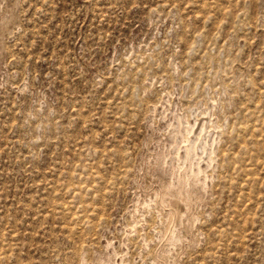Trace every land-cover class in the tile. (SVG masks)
Returning a JSON list of instances; mask_svg holds the SVG:
<instances>
[{
    "label": "rangeland",
    "instance_id": "obj_1",
    "mask_svg": "<svg viewBox=\"0 0 264 264\" xmlns=\"http://www.w3.org/2000/svg\"><path fill=\"white\" fill-rule=\"evenodd\" d=\"M107 263L264 264V0H0V264Z\"/></svg>",
    "mask_w": 264,
    "mask_h": 264
},
{
    "label": "bare ground",
    "instance_id": "obj_2",
    "mask_svg": "<svg viewBox=\"0 0 264 264\" xmlns=\"http://www.w3.org/2000/svg\"><path fill=\"white\" fill-rule=\"evenodd\" d=\"M178 121V120H177ZM182 124V123H181ZM188 124V123H187ZM186 126V125H185ZM175 127V126H174ZM183 127V126H182ZM200 128V127H199ZM179 129V128H178ZM184 129H185V133L182 131V129H180L181 130V134H183V136H184V141L186 142V144H185V154H184V159H187L188 160V158H190V157H192L195 153H196V149H197V143H196V141H192V140H190V138H189V134L190 133H192L193 131H194V127L193 126H191L190 124H188V126H186V127H184ZM196 130V129H195ZM202 130H204V124H202V127H201V131ZM178 132V131H177ZM200 133V132H199ZM200 135V134H199ZM196 140V139H195ZM199 141V140H198ZM180 142H181V140H180ZM204 142V141H203ZM177 143V142H176ZM182 145V144H181ZM204 146H205V143H204ZM177 151V150H176ZM178 153V152H177ZM196 157V156H195ZM210 158V157H209ZM192 159V158H191ZM198 164V163H197ZM192 169V168H191ZM194 173V172H193ZM189 178V177H188ZM167 189V188H166ZM158 196H160V195H158ZM170 198V197H169ZM186 199V198H185ZM151 201V200H150ZM182 202V201H181ZM193 203V202H192ZM178 204V203H177ZM178 207V206H177ZM184 208V207H183ZM186 208V207H185ZM180 210V209H179ZM137 226V225H136ZM108 264V263H107Z\"/></svg>",
    "mask_w": 264,
    "mask_h": 264
}]
</instances>
